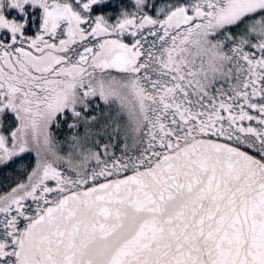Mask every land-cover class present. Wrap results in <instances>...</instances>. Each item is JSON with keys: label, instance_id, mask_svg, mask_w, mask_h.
Returning <instances> with one entry per match:
<instances>
[{"label": "snow or ice", "instance_id": "snow-or-ice-1", "mask_svg": "<svg viewBox=\"0 0 264 264\" xmlns=\"http://www.w3.org/2000/svg\"><path fill=\"white\" fill-rule=\"evenodd\" d=\"M0 264H264V0H0Z\"/></svg>", "mask_w": 264, "mask_h": 264}]
</instances>
